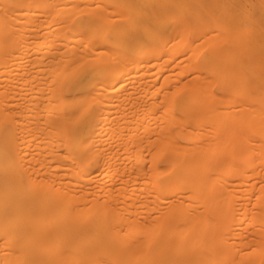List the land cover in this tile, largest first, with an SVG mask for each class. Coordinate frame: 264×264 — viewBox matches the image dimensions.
<instances>
[{
    "label": "bare ground",
    "instance_id": "obj_1",
    "mask_svg": "<svg viewBox=\"0 0 264 264\" xmlns=\"http://www.w3.org/2000/svg\"><path fill=\"white\" fill-rule=\"evenodd\" d=\"M0 209L79 211L71 264H264V0H0Z\"/></svg>",
    "mask_w": 264,
    "mask_h": 264
},
{
    "label": "rangeland",
    "instance_id": "obj_2",
    "mask_svg": "<svg viewBox=\"0 0 264 264\" xmlns=\"http://www.w3.org/2000/svg\"><path fill=\"white\" fill-rule=\"evenodd\" d=\"M5 211V212H4ZM15 211H18V210H10V209H0V231L5 235V233H4V231H5V229L3 228V226L8 230L9 228V230H10V232H11V230H12V228H14V226H15V229H17V230H15V229H13L14 230V232L16 231V232H18V233H16L17 234V236L15 237V233H13V236L11 237V240H12V243L13 244H15V243H17L18 241H16V239H20L21 240V242H23V247L22 246H19V245H17V244H15V245H13V246H11L12 245V243L10 244V242H9V238L5 241V239H4V236H1L2 237V241L0 240V244L2 245V246H0V247H3V248H0V250L3 252V256L5 257V258H3V256H2V258L0 257V259H2V261L3 260H5L4 261V263L6 264V262H10V263H12L11 262V258L10 257H13V260H15V259H17V258H15L14 259V257L16 256V255H12V256H8L7 254H4V251L6 252V243L7 242H9L8 244H9V248H10V246H11V248L10 249H12V251H13V247H18V248H14V253H16V254H18V253H23V252H26V253H24V257L23 258H25L24 260H23V258H22V260H23V262H20L21 264L23 263H27V264H36V263H38V264H45V263H43L42 261H46V262H48L49 264H71V262H70V259H71V257L70 256H73L75 253H76V255L77 256H79L80 258H78L76 261L78 262H80L82 259H86V258H91V252H92V250H90V249H93V246H94V244L97 242V240H98V234L96 233V231H95V229L93 228V227H89V226H87L86 224H85V222H83V223H79V221L81 222L82 221V219H83V221H85L84 220V217L82 218L81 216H79V215H77L78 216V218H80L81 217V219H78L77 218V216L75 215L77 212H79V211H77V212H75V214H68V215H61L60 214V212H65V213H69V211L70 212H74L73 210H64V211H59V210H57V211H55V210H51V212H52V214H50V211H47V210H33V213L32 214H30V216L32 217V218H29V216H27L28 214H26V213H28L27 212V210L25 211V212H23V210L22 211H19V213L18 212H15ZM45 212H47L44 216H43V214ZM56 214H55V213ZM5 213H6V215H5ZM48 213H49V215L50 216H52V217H50V216H47L48 215ZM41 214V215H40ZM78 214V213H77ZM16 215V216H15ZM18 215H20L19 216V218L21 219H18L17 217H18ZM33 215V216H32ZM35 216H38V218L37 217H35ZM40 216H42V218H41V220L39 221V218H40ZM58 216V217H57ZM68 216V217H67ZM72 216V217H71ZM8 217V218H7ZM45 217V218H44ZM49 217V218H48ZM7 218V219H6ZM13 218V219H12ZM22 218L23 219H25L24 221L22 220ZM34 218V219H33ZM43 218H44V220H43ZM46 218H48V219H50L51 218V222H50V224H52L53 226L51 227V225L49 224V223H47L48 222V220H45ZM53 218V219H52ZM59 218V219H58ZM77 218V219H76ZM5 219V220H4ZM31 219H33V220H31ZM54 219H56V220H54ZM17 220H19V221H17ZM43 220V221H42ZM76 220V221H75ZM10 221V222H9ZM15 221V222H14ZM19 222V223H17V222ZM31 221V222H30ZM50 221V220H49ZM78 221V222H77ZM3 222H4V224H3ZM8 222V223H7ZM13 222V223H12ZM20 222H21V224H20ZM27 222V223H26ZM31 223V225H32V227H31V225H29L30 223ZM76 222V223H75ZM10 223V224H9ZM15 223L17 224V226L15 225ZM26 225H25V224ZM79 223V224H78ZM9 225V227L7 226V225ZM19 224V225H18ZM14 225V226H13ZM22 225V226H21ZM19 226L21 227V228H19ZM68 226V227H67ZM76 226H77V228H76ZM12 227V228H11ZM17 227V228H16ZM23 227V228H22ZM25 227H26V229H27V232H28V234H27V232L26 231H24V229H25ZM33 227H35L34 228V230H33ZM51 227V228H53L52 229V231H50L51 230V228H50V230H49V228ZM71 227H72V229H71ZM74 227V228H73ZM43 228V229H42ZM4 229V231H2ZM21 229V230H20ZM31 229L33 230V232L34 233H32L31 232ZM5 231V232H9V230L8 231ZM12 230V231H13ZM44 232V238H43V235H42V231ZM69 230V231H68ZM74 230H75V232H74ZM253 230V229H252ZM255 230H257V229H255ZM254 230V231H255ZM35 231H36V233H35ZM41 231V232H40ZM55 231V232H54ZM66 231V232H65ZM72 231H73V233H72ZM22 233V232H25V235L24 236H29V235H31V236H29L30 238L28 239L27 237H24L23 235H19V233ZM30 232H31V234H30ZM2 233H0V234H2ZM12 233V232H11ZM20 233V234H21ZM45 233H47V238L45 237ZM48 233H50V234H53V235H50V234H48ZM249 233H251V231H249ZM34 234V235H33ZM10 235V234H9ZM12 235V234H11ZM67 235V236H66ZM73 235V236H72ZM7 236H8V233H7ZM34 237V240H33V237ZM52 236V237H51ZM10 237V236H9ZM75 237H77L76 239H75ZM85 239V240H83V238ZM5 238H7V237H5ZM15 239V241L13 242V240ZM38 238V239H37ZM56 238V239H55ZM66 238V239H65ZM96 238V239H95ZM4 239V240H3ZM32 239V240H31ZM37 239V240H36ZM46 239V240H45ZM48 239V240H47ZM51 239H53V240H51ZM55 239V240H54ZM82 239V240H81ZM3 241H5V243H3ZM37 241V244H39V245H36V244H34L35 242ZM25 242H27V243H25ZM83 242V243H82ZM88 245H87V244ZM4 244H5V246H4ZM19 244H21V243H19ZM35 246H34V245ZM34 247H33V246ZM24 246L26 247V249L24 250L23 248H24ZM4 247H5V249H4ZM22 247V248H21ZM35 247H37V248H35ZM41 247V248H40ZM85 247H86V249H85ZM87 247H89L88 249H87ZM8 248V247H7ZM35 248V249H34ZM38 248H40V249H38ZM67 249H70V250H67V252H69L70 251V253H68V255L69 256H67V253H66V250ZM84 249H85V251H84ZM26 250H28V251H26ZM35 250V251H34ZM59 250V251H58ZM63 250H65L64 252H62ZM71 250H73L72 252H73V255H72V252H71ZM87 250V251H86ZM1 251H0V254L2 255V253H1ZM38 251H40V252H38ZM88 251H90V253L88 252ZM31 254V257H29L30 255L28 254ZM55 252H58L57 253V255H58V257H59V254L62 256H60V261H59V258L57 257V255H55ZM60 252V253H59ZM62 252V253H61ZM35 253V254H34ZM78 253V254H77ZM71 254V255H70ZM29 255V256H28ZM89 255V256H88ZM42 256V257H41ZM21 257H22V255H21ZM21 257H18V259L20 258V260H21ZM38 257H40V258H38ZM70 257V258H69ZM74 257H75V255H74ZM82 257V258H81ZM11 259V260H8V259ZM31 258V259H30ZM52 258H56L57 259V261L56 260H54V259H52ZM76 258V257H75ZM7 259V260H6ZM40 259H42V261L40 260ZM62 259V260H61ZM56 261V262H55ZM58 261L59 262H61V263H58ZM72 261V260H71ZM42 262V263H41ZM14 263V262H13ZM16 263H17V261H16ZM20 263H17V264H20ZM47 263V264H48Z\"/></svg>",
    "mask_w": 264,
    "mask_h": 264
}]
</instances>
